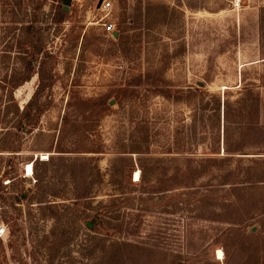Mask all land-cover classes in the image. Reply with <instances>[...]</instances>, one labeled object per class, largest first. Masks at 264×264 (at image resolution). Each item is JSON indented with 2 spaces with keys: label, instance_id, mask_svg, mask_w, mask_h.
<instances>
[{
  "label": "rangeland",
  "instance_id": "rangeland-1",
  "mask_svg": "<svg viewBox=\"0 0 264 264\" xmlns=\"http://www.w3.org/2000/svg\"><path fill=\"white\" fill-rule=\"evenodd\" d=\"M40 1L0 0V84ZM111 1L38 10L33 131L0 87V264H264V0Z\"/></svg>",
  "mask_w": 264,
  "mask_h": 264
},
{
  "label": "trees",
  "instance_id": "trees-1",
  "mask_svg": "<svg viewBox=\"0 0 264 264\" xmlns=\"http://www.w3.org/2000/svg\"><path fill=\"white\" fill-rule=\"evenodd\" d=\"M7 1L9 2V0ZM46 1L47 0H41L33 7V10L30 6L26 7L21 20H13L12 23L15 24L14 26H16L18 22L20 26L12 27L14 34L11 39L13 38V40L8 47L17 48L22 54V56H20V67H16L12 70L11 77L5 84H0V87L6 93L5 96L9 97V99L15 103V114L19 119L17 123L18 128L26 131L34 130L38 125L40 116L49 106L47 102H41V95L46 86L44 84L45 65L48 57H50V51L44 46L38 13V10L43 7ZM54 2L52 20L55 25L60 26L67 19L69 10L65 8V0H54ZM18 4L21 6L20 2H18ZM15 12V8L13 7L9 11L11 15L16 16ZM35 74H39L40 76L39 86L31 99L21 107L16 101L15 91L26 81H29ZM123 244L139 247L138 244H131L130 242H124Z\"/></svg>",
  "mask_w": 264,
  "mask_h": 264
},
{
  "label": "built area",
  "instance_id": "built-area-1",
  "mask_svg": "<svg viewBox=\"0 0 264 264\" xmlns=\"http://www.w3.org/2000/svg\"><path fill=\"white\" fill-rule=\"evenodd\" d=\"M113 9L112 6V1L111 0H104L102 6L100 7V10H102V12L108 13ZM104 19V18H103ZM104 29L106 32L113 34L116 32V26L115 23H113L112 21H105L103 23ZM4 230H0V233H2Z\"/></svg>",
  "mask_w": 264,
  "mask_h": 264
},
{
  "label": "bare ground",
  "instance_id": "bare-ground-1",
  "mask_svg": "<svg viewBox=\"0 0 264 264\" xmlns=\"http://www.w3.org/2000/svg\"><path fill=\"white\" fill-rule=\"evenodd\" d=\"M33 165L31 164V163H28L27 164V166H26V168H25V171H26V176H30V175H32L33 174ZM140 176V172H137V177H139ZM138 180H139V178H138ZM224 251L223 250H221V249H219L218 251H217V257L219 258V259H222V258H224Z\"/></svg>",
  "mask_w": 264,
  "mask_h": 264
},
{
  "label": "water",
  "instance_id": "water-1",
  "mask_svg": "<svg viewBox=\"0 0 264 264\" xmlns=\"http://www.w3.org/2000/svg\"><path fill=\"white\" fill-rule=\"evenodd\" d=\"M67 2H68V0H65V3L67 4ZM113 35L115 36V37H117L118 35H119V32H115V33H113ZM88 226L90 227V226H92V224L89 222L88 223Z\"/></svg>",
  "mask_w": 264,
  "mask_h": 264
},
{
  "label": "crops",
  "instance_id": "crops-1",
  "mask_svg": "<svg viewBox=\"0 0 264 264\" xmlns=\"http://www.w3.org/2000/svg\"><path fill=\"white\" fill-rule=\"evenodd\" d=\"M136 180H138V179H136Z\"/></svg>",
  "mask_w": 264,
  "mask_h": 264
}]
</instances>
